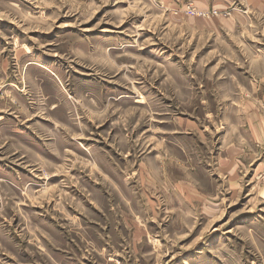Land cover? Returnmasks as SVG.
I'll list each match as a JSON object with an SVG mask.
<instances>
[{
    "label": "rangeland",
    "instance_id": "obj_1",
    "mask_svg": "<svg viewBox=\"0 0 264 264\" xmlns=\"http://www.w3.org/2000/svg\"><path fill=\"white\" fill-rule=\"evenodd\" d=\"M0 264H264V0H0Z\"/></svg>",
    "mask_w": 264,
    "mask_h": 264
}]
</instances>
